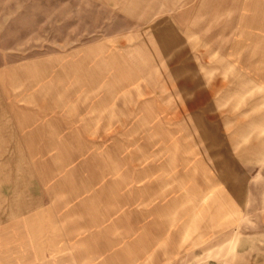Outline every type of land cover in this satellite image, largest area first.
Wrapping results in <instances>:
<instances>
[{
	"label": "rangeland",
	"instance_id": "374dc122",
	"mask_svg": "<svg viewBox=\"0 0 264 264\" xmlns=\"http://www.w3.org/2000/svg\"><path fill=\"white\" fill-rule=\"evenodd\" d=\"M0 264H264V0H0Z\"/></svg>",
	"mask_w": 264,
	"mask_h": 264
},
{
	"label": "crops",
	"instance_id": "0c3cea01",
	"mask_svg": "<svg viewBox=\"0 0 264 264\" xmlns=\"http://www.w3.org/2000/svg\"><path fill=\"white\" fill-rule=\"evenodd\" d=\"M23 219L24 222L30 223L28 229H31L29 234L31 254L45 255L47 258L50 254L66 256L71 252L70 237L53 219V210L50 206L42 205L38 211Z\"/></svg>",
	"mask_w": 264,
	"mask_h": 264
}]
</instances>
